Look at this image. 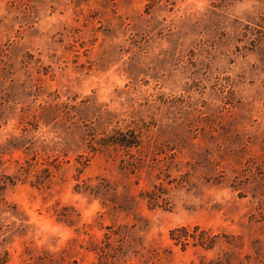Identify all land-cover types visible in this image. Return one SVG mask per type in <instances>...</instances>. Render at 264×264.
<instances>
[{
	"label": "rangeland",
	"instance_id": "374dc122",
	"mask_svg": "<svg viewBox=\"0 0 264 264\" xmlns=\"http://www.w3.org/2000/svg\"><path fill=\"white\" fill-rule=\"evenodd\" d=\"M0 264H264V0H0Z\"/></svg>",
	"mask_w": 264,
	"mask_h": 264
},
{
	"label": "trees",
	"instance_id": "16d2710c",
	"mask_svg": "<svg viewBox=\"0 0 264 264\" xmlns=\"http://www.w3.org/2000/svg\"><path fill=\"white\" fill-rule=\"evenodd\" d=\"M137 135L131 131V130H127L125 132L122 131H115L114 133H112L111 135H108L104 138H102V142L100 143L101 146H120V147H134L136 145H138V139H137ZM181 231H183V236L185 235L186 232V228L185 227H181L180 228ZM171 234H173V231L170 232V238H171ZM173 236V235H172Z\"/></svg>",
	"mask_w": 264,
	"mask_h": 264
}]
</instances>
